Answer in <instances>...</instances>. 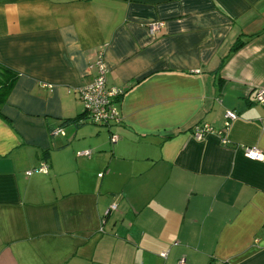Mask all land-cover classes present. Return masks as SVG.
I'll use <instances>...</instances> for the list:
<instances>
[{
  "label": "crops",
  "instance_id": "crops-1",
  "mask_svg": "<svg viewBox=\"0 0 264 264\" xmlns=\"http://www.w3.org/2000/svg\"><path fill=\"white\" fill-rule=\"evenodd\" d=\"M0 65V264H264V0H0Z\"/></svg>",
  "mask_w": 264,
  "mask_h": 264
},
{
  "label": "built area",
  "instance_id": "built-area-1",
  "mask_svg": "<svg viewBox=\"0 0 264 264\" xmlns=\"http://www.w3.org/2000/svg\"><path fill=\"white\" fill-rule=\"evenodd\" d=\"M163 23L161 21H156L148 24V31L150 34H154L157 30L162 27ZM94 70V77L91 83L81 86L78 89V96L82 101L84 107L85 118L95 124H109L112 122H119L120 118L115 106L116 99L122 94V90L118 89L115 86L108 85L106 80V71L107 67L104 61V50L98 49L96 52L95 60L89 66ZM256 102L264 105V91H257L255 94ZM236 118V113L231 110L225 112L224 126L225 130L230 122ZM222 130V131H223ZM213 129L210 125L196 124L192 128V134L196 139H202L206 134L212 133ZM53 134H63V129L61 127L56 128L52 132ZM110 140L114 142L116 139L114 136H111ZM222 143H225L226 140L221 138ZM80 155H89L90 151L85 150L79 152ZM243 154L245 157L264 161V153H262L256 147H243ZM38 171L45 172L46 165L44 162H41L40 165L34 169ZM30 171H27L26 174H30ZM111 208H115V205H112ZM162 256H165L166 253L162 252ZM177 264H184V260L181 259Z\"/></svg>",
  "mask_w": 264,
  "mask_h": 264
},
{
  "label": "trees",
  "instance_id": "trees-1",
  "mask_svg": "<svg viewBox=\"0 0 264 264\" xmlns=\"http://www.w3.org/2000/svg\"><path fill=\"white\" fill-rule=\"evenodd\" d=\"M237 48L235 46L234 50ZM16 80V75L8 68L0 65V105L7 101V97Z\"/></svg>",
  "mask_w": 264,
  "mask_h": 264
}]
</instances>
